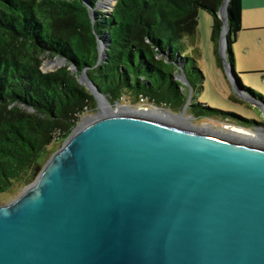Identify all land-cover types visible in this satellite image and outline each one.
I'll return each instance as SVG.
<instances>
[{"label":"water","instance_id":"obj_1","mask_svg":"<svg viewBox=\"0 0 264 264\" xmlns=\"http://www.w3.org/2000/svg\"><path fill=\"white\" fill-rule=\"evenodd\" d=\"M231 1L218 14L228 76ZM0 264H264V147L145 116L80 123L0 206Z\"/></svg>","mask_w":264,"mask_h":264},{"label":"trees","instance_id":"obj_2","mask_svg":"<svg viewBox=\"0 0 264 264\" xmlns=\"http://www.w3.org/2000/svg\"><path fill=\"white\" fill-rule=\"evenodd\" d=\"M223 3L117 0L106 14L97 9V0H0V195L16 184L32 182L48 148L63 144L81 117L97 108L95 97L80 83L83 72L110 102L129 97L137 105L144 100L159 107L185 105L190 87L199 89L202 80L190 52L199 14L205 11L213 17L216 46L223 29L218 16ZM228 19L227 56L234 66L243 0L230 2ZM99 40L106 50L102 62ZM46 55L65 58L68 66L44 73ZM179 71H184L190 87L176 80ZM233 77L242 92L264 105V96L245 87L235 69ZM203 104H192L198 117L226 116L246 127L263 125L248 103L244 108L253 114L250 117Z\"/></svg>","mask_w":264,"mask_h":264},{"label":"rangeland","instance_id":"obj_3","mask_svg":"<svg viewBox=\"0 0 264 264\" xmlns=\"http://www.w3.org/2000/svg\"><path fill=\"white\" fill-rule=\"evenodd\" d=\"M250 1L251 4H255L256 2H261V0H247ZM103 3V0H97V9L106 14L110 13L116 4L114 3L111 6H106ZM96 11V10H95ZM95 11H91V15H95ZM94 18V17H93ZM257 23H264V1L260 7L248 6L247 2L243 11V31L242 33L244 37L243 43H248L250 45V49L252 51H256L252 53L251 56L247 59L243 58V61L246 65V68H252L251 71L245 73L244 67L242 66V57L239 44H234L233 49L235 51V58L238 60L236 72L240 75L241 79L245 83V87L255 89L259 94L264 96V73L256 71L257 68L264 67V29H250V26H254ZM213 26V17L205 11H201L199 14V25L197 29V34L195 38V46L191 48L190 52H192L191 58L196 60L197 67L199 69V73H201L202 80L199 84V89H193L189 94L190 98L186 102L185 105H182L180 108H174L172 106L159 107L148 100H144L141 104H133V101L129 97H125L121 102H110L112 107L116 110H119L120 107L129 106L132 109H139L140 107H144L147 110L157 111L168 114L172 118H182V120H187L191 124L187 125H175L186 128L189 130H196L201 133L211 134L218 137L226 138L233 141H238L235 138H231L230 134L235 133L236 129L243 130L246 133H252L254 135H264V129H260L261 126H264V114L261 108L255 103L251 98L248 97L244 92H242L237 83L232 76H228V73L225 69L224 58L220 52V44L215 46L212 41V29ZM245 27V28H244ZM260 37H263L262 41H259ZM103 41V40H102ZM100 42V51L102 54V59L104 60L105 54L104 49L105 46ZM256 42H262V44ZM258 50H256V49ZM68 66L67 63L61 61V57L55 56L51 57L46 55L44 58V63L42 67V71L44 73H50L57 71L58 69ZM73 72H77L76 69L70 67ZM86 72L80 75L79 80L82 85L86 87L89 85L88 77H86ZM198 74V73H195ZM198 76V75H197ZM183 79L181 72L177 73L176 80ZM201 79V78H200ZM188 82V81H187ZM182 90L187 92L188 89L182 87ZM240 95V96H239ZM234 96L232 99L231 97ZM196 97V98H194ZM245 103V105L242 102ZM198 102L204 103V108L208 106L212 108H217L224 111H236L242 112L243 114H248L249 117L253 114L248 112L245 108L248 107L246 103L250 104L254 112L262 121L263 125L256 127H246L243 126L240 122L234 120L233 118L226 116H218V117H198L192 112V104ZM236 105H235V104ZM239 107H238V106ZM245 107V108H244ZM100 107L97 104V108L93 111L87 112L80 119V123L82 125L85 118H90L89 121L95 118H100ZM122 113V112H121ZM88 121V122H89ZM79 123V124H80ZM174 124V123H172ZM206 128L209 131H204ZM237 130V131H238ZM235 131V132H234ZM242 131V132H243ZM211 132V133H210ZM244 132V133H245ZM242 142V141H239ZM255 142V141H252ZM249 144V143H248ZM62 144H53L48 148V152L45 154L42 166H40V171L38 176L29 184H16L15 187L8 193L0 197V206L11 204L16 201L19 197H21L33 184L36 183L37 179L41 175L45 165L51 160L54 154L60 149ZM264 147V146H263Z\"/></svg>","mask_w":264,"mask_h":264},{"label":"bare ground","instance_id":"obj_4","mask_svg":"<svg viewBox=\"0 0 264 264\" xmlns=\"http://www.w3.org/2000/svg\"><path fill=\"white\" fill-rule=\"evenodd\" d=\"M114 3V0H103L104 5L106 6H111ZM100 115H102L101 117L107 116V115H115V114H125V115H137V116H145L151 119H156L160 122H164L167 124H171V125H175V123L178 125H187L190 126L191 124L189 123V121L187 120H182V118H172L171 116H169L168 114H165L163 112H161L160 110L157 111H151V110H147L144 107H140L139 109H132L129 106L127 107H120L119 110H116L112 107V104H108L106 102L101 103L100 105ZM122 112V113H121ZM100 117V118H101ZM90 118H85L82 125H85ZM174 123V124H172ZM175 125V126H177ZM186 129V128H185ZM236 129L234 132L235 133H231L230 136L231 138H235L238 141H242L245 143H249L251 145H255L258 147H262L264 146V135L261 136L259 134L254 135L252 133H246L243 130H238ZM196 131V130H193ZM204 131H209L208 128H206V130ZM243 131V132H242ZM245 132V133H244ZM211 133V132H210ZM205 134V133H204ZM255 141V142H252Z\"/></svg>","mask_w":264,"mask_h":264},{"label":"crops","instance_id":"obj_5","mask_svg":"<svg viewBox=\"0 0 264 264\" xmlns=\"http://www.w3.org/2000/svg\"><path fill=\"white\" fill-rule=\"evenodd\" d=\"M263 1H264V0H261V2H256L255 4H254V3L251 4L250 1L243 0V11H244V7H245V5H246V2H247V4H248L249 7H250V6L260 7V6L263 4ZM244 28H245V27H244ZM249 28H250V29H264V23H263V24H261V23H257V24H255L254 26H250ZM242 31H243V30H242ZM242 31L239 33V35H238V37H237V41L235 42V44H239L240 51H241V57H242V66L244 67V69H247V70H245V73H247V72L251 71L252 68H251V70H250V68H246V65H245V63H244V61H243V58L248 60V58L251 56V54H252V53H255L256 51H252V50L250 49V45H249L248 43H243V44H242V41L244 40V37H242L244 33H242ZM243 32H244V31H243ZM259 39H260L259 41H262V40H263V37H260ZM258 43L262 44V42H258ZM258 43L256 42V44H258ZM255 49H256V48H255ZM256 50H257V49H256ZM257 51H258V50H257ZM233 52H234V57H235V51H234V49H233ZM237 63H238V60L235 58V61H234V69H235V70H236V68H237ZM256 71H259V72H261V73H264V67H262V68H257Z\"/></svg>","mask_w":264,"mask_h":264}]
</instances>
